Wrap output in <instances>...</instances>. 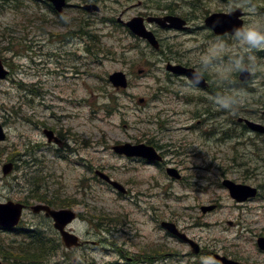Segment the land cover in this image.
<instances>
[{
    "label": "rangeland",
    "instance_id": "obj_1",
    "mask_svg": "<svg viewBox=\"0 0 264 264\" xmlns=\"http://www.w3.org/2000/svg\"><path fill=\"white\" fill-rule=\"evenodd\" d=\"M144 1L100 2V11L85 17L91 23L90 30L97 35L91 42L85 35L80 41L78 38L61 37L59 41L52 38L68 34L73 28L57 24V18L42 0H0V58L10 72L7 79L0 81V123L7 135L6 141L0 143V167L8 162L14 163L13 171L7 177H3L0 171V202L24 199L39 192L61 198L73 197L72 208L81 215L106 213L119 217V220L112 221L114 228L109 233L101 231V226H90L86 220L78 218L69 229L78 235L81 243H86L70 250L61 245L57 254L42 264H79V261L83 264H123L126 260L122 257L133 258L132 254L127 256L128 251L137 255L147 251V246L154 247L159 243L167 244V255L171 256L154 264H202L205 257L213 259L210 252L235 257L241 262L264 264V253L255 246L257 236H264L263 201L237 204L220 184L223 178L236 183H257L248 171L242 170L238 161L232 160V154L240 152L239 139L200 150L198 146L204 142L202 138L184 134L177 141L181 134L173 125L170 137L175 145L170 144V147L184 144L192 158L185 159L194 161L200 170L205 171L200 172L202 178H188L189 182L183 179L175 182L158 169L130 162L110 149L116 143L146 140L147 133L152 135L158 130L150 118L155 119L163 108L162 99L153 95L163 77L160 56L151 60L152 66H146L145 74L137 75L142 65L139 64V50L133 45L138 43L144 49L145 44L127 34L121 25L115 28L114 23L106 22L114 17L126 21L144 10L149 11L138 6ZM227 1H237L234 7L244 8L245 24L249 22V9L253 6L257 14H264V0ZM76 2L70 0L71 4ZM203 2L208 11L229 9L226 1ZM148 3L157 7L153 9L155 14L162 12L159 9L180 17L196 14L195 17L189 16L191 29L184 35L155 29L161 47L181 51L183 56L194 61L196 57L201 59L210 49L218 50V41L204 39L208 36L207 30L195 29L203 25V14L193 12L181 0H148ZM73 16L80 17V13L75 8H68L61 20ZM83 29L87 30L86 25ZM190 38L200 43L196 44L198 50L203 44L201 52L189 42ZM230 43H234L233 39ZM88 45H94V50L87 52ZM236 52L231 48L225 53L229 58ZM250 55L249 63L256 70L250 72L247 88L239 80L238 73L233 74L232 84L228 87L229 82L221 84L212 75L215 70H205L213 79L218 94L239 92L242 98L255 93V83L264 80V50ZM114 71L126 73L129 79L126 89L115 90L110 85L107 78ZM140 98L147 103L139 105L137 100ZM260 102L263 106L264 90L260 92ZM109 103L107 113L104 105L109 106ZM169 104L175 106L174 102ZM232 111H235L234 115L239 113L237 106ZM44 127L55 133L62 131L60 134L66 138L64 143L68 151L48 144L42 134ZM171 159L178 160L172 156L168 162ZM254 166L250 164V170ZM99 167L126 186L129 180H136L139 185H132L131 189L127 186L134 198L119 200L95 180L93 171ZM260 172L264 173V168ZM28 199L31 204L35 203ZM211 204L215 205L213 210L201 211V206ZM31 217L27 212L23 221L32 225ZM162 220L178 225L203 253L194 255L188 245L161 236L155 226ZM92 221L106 222L95 218ZM44 228L48 230L47 226ZM24 242L15 233L0 232L3 248L6 245L21 246ZM36 245L40 242L32 243L31 247ZM0 262L9 264L1 257Z\"/></svg>",
    "mask_w": 264,
    "mask_h": 264
},
{
    "label": "flooded vegetation",
    "instance_id": "obj_2",
    "mask_svg": "<svg viewBox=\"0 0 264 264\" xmlns=\"http://www.w3.org/2000/svg\"><path fill=\"white\" fill-rule=\"evenodd\" d=\"M79 5L74 6L77 11H83V0H80ZM84 14L81 13V16ZM191 17H195L196 14L190 15ZM186 23L190 22V17H185ZM203 28L196 27V30H200ZM186 31V30H185ZM78 36V35H76ZM65 38H69V34L64 35ZM76 38V37H75ZM210 38V35L205 36L204 39ZM215 41H218L219 44L230 43V37L227 35L219 36L215 38ZM79 40L80 37H79ZM204 47L200 49L203 50ZM226 54H222L220 57L217 58L215 63H221L223 60L224 62L227 61ZM198 60H201L196 57V60L188 59L187 57L183 56L182 53L177 54V65L181 66L184 69H189V67L194 68L196 72L201 75L200 79L197 78H190L185 73L181 74L180 77L177 78V82L175 86L177 88V93L175 97V106L176 111H171V114H166V118L163 120V126L161 129L156 133V137L152 142V145L155 149L159 152L161 156L160 162H146L141 159H130L136 162H140L142 165H147L148 167H155L158 170L161 169L162 163L168 162L172 156L178 158V160L174 161L173 159L170 160V164L173 166H177L178 171L183 175L184 178H193L199 175H202L200 172H205L199 169L197 164L191 160L185 159L186 157L192 159L188 151V148L184 144H180L179 146H174V148L170 147V144L175 145L171 141L170 134L172 133L173 125H176V131L181 134L180 138H177V141L181 138L184 134H191L192 136H196L197 138H202L204 142H202L198 148L201 149H208L212 144L221 143L223 141L231 139V116L233 115V111L230 109H225L217 104L215 97L219 95L214 88L215 85L212 84L213 79L210 75L205 71L202 70L201 63H197ZM170 62V61H168ZM208 69H214L209 67ZM214 76V74H212ZM199 83H196V81ZM251 80V78H250ZM250 82V81H249ZM249 82H244L245 88L246 84ZM226 83V82H225ZM232 83L229 82V85ZM216 85H218L216 83ZM225 87V85L223 86ZM264 90V80L257 81L253 88L254 94L251 95H244L242 99V106L243 109L240 111V114L247 115V116H255L259 115L260 110L264 111V105L261 106L260 102V92ZM258 100L259 102H255ZM262 107V108H261ZM167 112V111H166ZM243 129V136L244 139H248L247 135H244L246 132V127L241 126ZM56 136L61 140L59 143L60 147L68 150L66 146L65 136L62 134H58L56 132ZM257 140L264 141V135L254 134L252 135ZM167 144V145H166ZM184 159L186 160L185 162ZM242 162L240 166L242 170L248 171L253 181H257L255 184H245L249 185L250 187L256 190V195L247 198L244 202L240 204L245 205L248 202H254L255 200L263 201L264 203V173L260 172L259 170L264 168V145L256 149H246L242 152L241 155ZM250 164H254L255 166L250 170ZM182 177V176H181ZM51 203V202H49ZM42 215L39 214L38 217L32 218V223L36 224L39 221V218ZM41 224V223H38Z\"/></svg>",
    "mask_w": 264,
    "mask_h": 264
},
{
    "label": "water",
    "instance_id": "obj_3",
    "mask_svg": "<svg viewBox=\"0 0 264 264\" xmlns=\"http://www.w3.org/2000/svg\"><path fill=\"white\" fill-rule=\"evenodd\" d=\"M51 2L56 10L61 11V9L65 6V0H48ZM88 10L96 9L94 6L87 7ZM241 15L240 10H236L230 14H215L213 16H210L209 21L212 22V27L216 32H222L227 26L228 30L230 29L229 25L231 26V31L234 27L241 25V21L238 20V17ZM177 20V19H174ZM129 29L137 34L138 36H141L143 38H147L154 46H156V42L154 41L152 35L148 33L145 28L143 27V24L141 23V20L134 19L131 22L126 24ZM7 75V71L4 70L3 65L0 60V79H3ZM247 71L240 72V78L245 79L247 78ZM109 81L116 87H126L127 82L125 75L122 72H115L109 76ZM141 101V100H140ZM46 135L48 137L51 136L50 131H45ZM5 134L3 132V129L0 125V141L4 140ZM115 150L119 152H125L127 155H142L146 156V154H149V152L153 155V150L149 147L139 145V146H132L130 144H124L121 146L115 147ZM3 173L6 174L11 170V164H5L2 168ZM102 178L105 180H108V178L102 174H100ZM110 184H112L115 188H118L119 190L123 191L122 187L117 184L116 182L109 181ZM223 185L226 186L230 194L233 198H235L237 201H242L248 196L252 195L253 193L248 190L245 186H240L237 184H234L231 181H224ZM212 207H209L207 209H211ZM21 209L22 206L19 204H15L13 202H8L6 204H0V226L10 228L18 223L19 217L21 215ZM34 211H38L40 209H45L47 211V215H50L53 220L55 221V228L58 229L61 233V236L63 240L65 241L67 246H71L72 244H77V238L69 234L68 232L64 231V227L66 224H68L70 221H72L75 218V214L70 210H50L47 207L42 206H35L33 207ZM207 209H203L206 211ZM164 225L168 228V230L177 233L174 230V227L172 224L164 223ZM180 237H183V235H180ZM190 242V241H189ZM193 246L194 252H197V246L193 245L192 242H190ZM258 246L260 249L264 250V238H259L257 240ZM215 258L222 262V264H240L238 262L227 260L225 257H220L218 255H215Z\"/></svg>",
    "mask_w": 264,
    "mask_h": 264
},
{
    "label": "clouds",
    "instance_id": "obj_4",
    "mask_svg": "<svg viewBox=\"0 0 264 264\" xmlns=\"http://www.w3.org/2000/svg\"><path fill=\"white\" fill-rule=\"evenodd\" d=\"M232 37L234 41L232 45L222 43L218 50L210 49L200 60L204 70L209 67L215 69L216 78L221 84L230 82L234 73L256 70V67L249 61L252 59L250 54L264 50V14H257L254 6L250 8L249 22L234 27ZM213 48L215 49L216 46L214 45ZM231 48H235L237 52L229 55L224 64H216L217 58ZM245 54H249L247 58ZM196 83L199 81L197 80ZM215 100L221 107L233 110L241 102V94L239 92H221L215 97ZM202 264H217V262L205 257Z\"/></svg>",
    "mask_w": 264,
    "mask_h": 264
},
{
    "label": "bare ground",
    "instance_id": "obj_5",
    "mask_svg": "<svg viewBox=\"0 0 264 264\" xmlns=\"http://www.w3.org/2000/svg\"><path fill=\"white\" fill-rule=\"evenodd\" d=\"M247 78H245V79H241V78H239V76H238V78H239V80L241 81V82H249L250 81V78H251V73L249 72V71H247ZM8 163H10L11 164V169H13V166H14V163H12V162H8ZM8 163H5V164H8ZM4 164V165H5Z\"/></svg>",
    "mask_w": 264,
    "mask_h": 264
},
{
    "label": "trees",
    "instance_id": "obj_6",
    "mask_svg": "<svg viewBox=\"0 0 264 264\" xmlns=\"http://www.w3.org/2000/svg\"><path fill=\"white\" fill-rule=\"evenodd\" d=\"M36 240H37V242H40V244H42V243H44V241H45V238H44V239H42V236H41V235H39V236H38V238H37ZM40 252H41V253H43V252H44V249H42Z\"/></svg>",
    "mask_w": 264,
    "mask_h": 264
}]
</instances>
